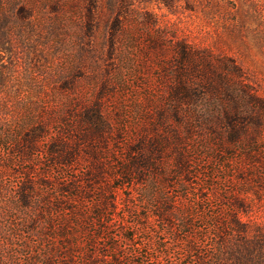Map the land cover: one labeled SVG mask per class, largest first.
<instances>
[{
  "label": "rangeland",
  "instance_id": "374dc122",
  "mask_svg": "<svg viewBox=\"0 0 264 264\" xmlns=\"http://www.w3.org/2000/svg\"><path fill=\"white\" fill-rule=\"evenodd\" d=\"M206 67H217L216 75L225 84L235 87L242 80L263 109L257 105L246 109L252 114L238 125L245 131L237 133L235 142L229 141L233 130L217 125L186 141L206 169L205 176L196 174L186 189L174 174L173 151L167 149L161 160L163 175L144 171L142 183L130 182L131 189L117 196V208L107 211L113 226L102 233L96 207L99 188L88 189L84 207L93 224L88 225L87 237L96 240L93 246L82 241L74 264H82L88 256L95 264H113L114 258L120 264H198V258L203 264H233L232 251L242 247L239 239L259 244L252 264H264V0H170L169 7L161 0H0V211L4 217L18 223L13 215L22 183L31 181L35 189L48 179L84 182L90 171L84 152L72 169L54 168L44 155L22 163L8 153L17 137L44 125L50 140L74 105L79 109L100 101L112 131H123V150L117 158L110 151L102 155V183L112 190L121 184L114 169L125 161V146L145 131L152 133L151 111L168 99L177 72L186 70L191 77L189 100L197 110L220 114L213 106L228 97ZM219 67H236L240 79L228 78ZM215 83L221 95L210 93ZM108 147L117 150L111 143ZM40 149L45 151L46 144ZM127 196L131 198L123 206L121 198ZM164 196L176 212L171 228L154 214L158 198ZM237 204L243 210L235 215L232 207ZM232 216L246 227L244 235L232 231ZM184 217L192 227L182 228ZM221 230L228 238L224 250L219 245ZM187 244L194 250H188ZM14 251L0 239V264H26L27 258ZM58 255L53 264H62L60 250Z\"/></svg>",
  "mask_w": 264,
  "mask_h": 264
},
{
  "label": "trees",
  "instance_id": "16d2710c",
  "mask_svg": "<svg viewBox=\"0 0 264 264\" xmlns=\"http://www.w3.org/2000/svg\"><path fill=\"white\" fill-rule=\"evenodd\" d=\"M161 2L166 7L170 6V0H161ZM180 52L186 56L182 47ZM159 53L162 55V47H159ZM184 56L183 59H186ZM220 66H223V63H220ZM218 69L224 71L228 78L234 76L240 79L236 67H219ZM206 71L213 79L216 78L222 83L228 97V101L220 100L213 106V109L216 107L215 109L220 114L205 115L197 110L196 105L189 100L188 93L193 87L191 77L186 70L177 72L176 76H172L174 85L169 89L168 99L157 110L151 111L153 113L151 116L152 133L145 131L136 142L125 146V161L123 165L117 164L114 169V178L121 184L112 190L107 189L102 183V155L110 151L113 158H117V152L123 150L120 147L123 131H112L113 124L104 113L100 101L85 103L79 109L77 105H74L71 111L66 112L68 119L61 122L63 127L60 132L50 140H46L48 131L44 125H37L25 132L22 137H17L8 153L11 156L17 155L22 163L29 161L31 156L44 155L49 159L52 167L72 169L80 152H84L90 159V171L84 182L70 179L65 183L48 179L47 182L37 185L35 189L31 181L22 183L20 193L16 198L17 210L13 215L19 220L18 223L14 224L11 217H4L5 215L0 211V221H3V226L0 228V239L4 246L9 245V248H13L16 256L27 258L26 264H53L52 260L59 257V250L62 255L60 257L62 264H74V254H78L83 244L82 241H87L93 246L96 240L95 237H87V228L88 225L93 224V219L87 215L84 207L89 198V190L91 191L93 186L96 185L99 188L100 199L96 207L97 219L101 224L99 230L102 233L113 226L107 221V211L117 208L119 204L117 196L131 189L127 187L130 182L135 180L136 184L142 183L139 181H144L142 173L144 171L155 170L163 175L161 160L167 149L170 152L173 151L172 168L184 189L191 186L192 180L197 177L196 174L205 176L206 169L201 165L200 159L192 155L186 141L197 135L198 131H211L217 125L218 128L227 126L231 131L233 130L234 135H229V141L235 142L237 133L245 131L244 127L241 129L238 125H242L252 114L251 110L246 109H250L251 105H257L263 109V104L253 97L251 90L242 80L234 87L231 84H225L216 75L217 67H206ZM220 89L221 87L216 83L209 87L213 95H221ZM43 143L46 144L45 151L40 149ZM110 143L117 150H110L108 147ZM130 198L129 196L121 198V204L124 206ZM171 204L167 196L158 198V207L154 213L159 222L168 228L173 226L174 219H176V212ZM232 209L235 215L243 210L238 204ZM180 222L182 228L192 227L191 221L186 217L181 218ZM218 225L222 229L225 228L220 221ZM229 225L232 231L239 235L246 233V227L240 226L235 216L231 217ZM220 234L219 245L224 250L228 238L225 237L224 230H221ZM124 238L132 239L127 236ZM59 241L60 245H58ZM237 242L242 247H239L238 251H232L231 262L252 264V258L257 254V247L260 250V245L246 243L243 239ZM187 245L188 250H194L193 245ZM202 260L198 258V264H203ZM220 260L223 262V259ZM113 261V264H120L118 259L114 258ZM82 264H95V261L88 256V260L83 261Z\"/></svg>",
  "mask_w": 264,
  "mask_h": 264
}]
</instances>
